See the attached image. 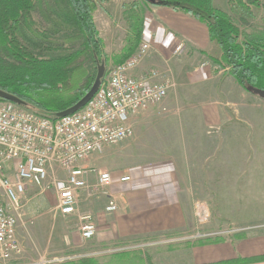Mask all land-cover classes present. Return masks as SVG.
I'll list each match as a JSON object with an SVG mask.
<instances>
[{
	"label": "rangeland",
	"instance_id": "obj_1",
	"mask_svg": "<svg viewBox=\"0 0 264 264\" xmlns=\"http://www.w3.org/2000/svg\"><path fill=\"white\" fill-rule=\"evenodd\" d=\"M140 1L109 0L104 3L102 8L95 11V21L104 39L106 50L111 56L121 53L126 45L128 26L124 15V5ZM259 1L263 5L264 0ZM48 2L49 0H37L32 17L36 29L46 32L51 44H45L36 51L39 53L42 50L44 56L64 54L71 46H77L78 42L70 38L66 32H60L57 35L50 34V29H47L50 28V20L46 19V15L51 14ZM141 3L144 5L142 1ZM144 10H146L145 5ZM261 14H263V10L259 11L257 16L246 19L245 24H248L249 27L246 28L245 24H242L243 30L251 31L255 26L260 25L259 22L261 23L264 17ZM258 16L262 18L258 19ZM113 66L110 64L109 69ZM83 69L87 70L85 71L87 74L89 64L87 63ZM181 88H184L182 93L172 94V89L163 101L138 113L132 120L134 129L132 137L120 144L108 146L89 158L90 169L103 168L107 171H119L128 165L144 163V161L157 157L177 159L184 174V196L191 201L193 212L203 225H198L195 231L175 234L173 237L155 239V241L137 240L130 243L137 246L146 242H158L156 245L123 251V253H140L145 264H190L194 256L191 255L189 244L193 247L198 245L199 240L225 239L230 236H247L251 233L264 232V218L249 224H235L229 220L235 215L247 212L249 206L253 207L252 203H259V198H263L264 194L255 191L256 186L264 185L263 177L231 176L233 172L230 166V156L234 153L245 154L250 148L252 158H248L250 165L248 168L257 170L264 162L262 158L264 157L262 156L264 155V136L258 138L252 134L247 138L246 130L242 132L238 126L233 125H226L222 129H212V135L203 134L202 126L205 115L202 113V108L205 105L200 100L201 90L189 84ZM256 96L260 98L257 99L256 104H264V101H261L264 98ZM153 109L155 111L151 112ZM228 115L233 117L235 114L229 112ZM234 120L237 121V118ZM142 121H152V126L160 127V129H137L139 132L136 136V126ZM158 130L164 132H160L157 136L151 135L157 133ZM251 132L254 133V130ZM204 133L206 132L204 131ZM134 137L137 142L134 143V140L130 148V141ZM244 137L247 139L245 140ZM217 154H222L227 160H216ZM218 161L223 165V169L217 168ZM212 166L215 169H212ZM220 171L221 175L215 177L214 174ZM66 179L67 173L57 167L44 186L29 191L23 201V207L19 210L18 238L24 248V264L42 257L52 259L79 254L92 255L88 258H94L101 264H107L114 255L119 254L111 253L108 250L104 251L106 253H101L107 249L105 247L79 249L80 252L69 249L68 237L72 231L81 227L84 222L82 217L96 215L107 205L109 199L104 188L96 185L91 186L80 196L77 213L72 216H64L56 207L59 197L54 183L57 184V187H61ZM237 186H239V192ZM45 188L48 190L47 192H44ZM198 231L206 236L198 237ZM81 259H87V257ZM81 259L53 264H67Z\"/></svg>",
	"mask_w": 264,
	"mask_h": 264
},
{
	"label": "crops",
	"instance_id": "obj_2",
	"mask_svg": "<svg viewBox=\"0 0 264 264\" xmlns=\"http://www.w3.org/2000/svg\"><path fill=\"white\" fill-rule=\"evenodd\" d=\"M229 1L214 0V5L238 20L239 16L232 12ZM251 9L255 16L263 10L261 15L264 16V1L261 7L252 6ZM258 17V19L262 18ZM259 24L262 25V22ZM245 27L249 25L245 24ZM142 40L150 42L152 49L140 61L134 73L142 74L152 68L159 70L162 79L166 78L173 82L170 89V91L173 89L172 94L182 93L184 88L181 87L187 84L199 88L202 95L200 100L205 105L202 108V113L205 115L203 134L212 135V129L233 125L238 126L242 132L246 130L247 138L252 134L258 138L264 136V104H256L257 99L260 98L244 89L227 68L212 60L211 57L221 58L222 51L210 40L203 23L172 7L146 6ZM181 43L186 45L184 53L174 55V51ZM154 111L155 109L151 110ZM229 112L235 115L231 117L228 115ZM235 118L237 121L234 120ZM152 123V121H142L138 124L136 136L139 132L137 129H160L153 127ZM163 130L151 135L157 136ZM251 130H254V133ZM133 142H137L135 137L130 141V148ZM250 153L248 148L245 154H231L230 166L233 172L231 176L264 178V162L257 170L248 168L250 166L248 158H252ZM216 157V160H227L222 154H217ZM90 164L89 158L81 164L88 170L87 180L90 185L97 184L102 172H109L114 177L111 185L105 189L109 202L96 215H92L96 225L95 237L86 241L82 238L81 227L72 231L67 243L70 250L80 252L90 247L133 245L130 243L137 240L155 241V239L195 231L198 225H203L196 218L191 201L184 196V174L177 159L157 157L144 163L128 165L119 171L90 169ZM211 168L215 169L214 166ZM217 168L224 167L219 163ZM221 171L214 174L215 177L220 176ZM119 175L120 177L129 175L131 180L123 182ZM237 187L239 192V186ZM256 187L255 191L264 193V185ZM241 190L245 191L243 188ZM47 191L45 188L44 192ZM112 201L117 205L116 210L109 207ZM258 202L252 203L253 207H247L248 211L241 214L243 216L238 214L230 218L231 223L249 224L263 219L264 194ZM192 254L194 257L190 264H211L224 260L259 257L264 255V232L251 233L247 236H230L216 243L191 246ZM245 264H264V260Z\"/></svg>",
	"mask_w": 264,
	"mask_h": 264
},
{
	"label": "trees",
	"instance_id": "obj_3",
	"mask_svg": "<svg viewBox=\"0 0 264 264\" xmlns=\"http://www.w3.org/2000/svg\"><path fill=\"white\" fill-rule=\"evenodd\" d=\"M107 1L49 0L51 14L45 15L50 20V28H47L50 34L66 32L78 45L71 46L64 54L44 56L42 50L39 53L36 50L51 42L46 32L36 29L32 16L37 0H0V90L40 115L58 119L61 113L76 105L89 92L101 66L108 72L110 64L123 63L140 45L144 5L149 4L172 7L203 23L210 40L222 51L221 58L212 57V60L227 68L248 92L256 95L255 91L264 92V17L262 25L251 31L241 28L247 18L255 17L251 7L262 6L259 0H230L231 10L239 16L238 20L215 7L214 0H141L144 5L141 1L124 5L128 26L126 45L121 53L112 56L106 50L94 17L95 11ZM87 63L89 71L85 74L87 70L83 68ZM222 239L199 240L198 245ZM256 260H264V255L211 264H245ZM67 264L101 263L87 258ZM107 264L145 262L140 253L121 252Z\"/></svg>",
	"mask_w": 264,
	"mask_h": 264
},
{
	"label": "built area",
	"instance_id": "obj_4",
	"mask_svg": "<svg viewBox=\"0 0 264 264\" xmlns=\"http://www.w3.org/2000/svg\"><path fill=\"white\" fill-rule=\"evenodd\" d=\"M185 48L181 43L174 55L184 53ZM151 49L150 42L143 40L123 63L105 73L95 96L83 108L55 120L0 99V264H24V248L18 238L19 210L29 191L42 188L57 167L67 173L61 187L54 183L59 197L56 207L64 216L77 213L80 196L91 186L106 189L111 185L114 177L109 172H102L97 184L90 185L88 170L81 164L106 147L132 137V118L168 96L173 82L162 79L159 70L134 73ZM120 179L128 182L131 177L123 175ZM109 207L117 209L113 201ZM82 219V238L90 241L95 237L96 225L91 215ZM156 244L118 245L101 253L108 250L116 254ZM90 256L42 257L28 264L61 263Z\"/></svg>",
	"mask_w": 264,
	"mask_h": 264
},
{
	"label": "water",
	"instance_id": "obj_5",
	"mask_svg": "<svg viewBox=\"0 0 264 264\" xmlns=\"http://www.w3.org/2000/svg\"><path fill=\"white\" fill-rule=\"evenodd\" d=\"M105 72H106L105 67L101 66L99 68L98 75L95 79V82H94L92 88L89 90V92L76 105H74L73 107H71L67 111L61 113L60 117L75 113L78 110H80L81 108H83L95 96L96 92L98 91V89L101 85V82H102V79L105 75ZM255 92L259 96L264 98V92L263 91H255ZM0 98L6 99V100H11V101L18 103L17 100L12 95H9V94L1 91V90H0Z\"/></svg>",
	"mask_w": 264,
	"mask_h": 264
}]
</instances>
